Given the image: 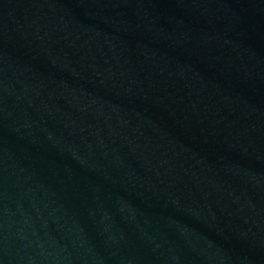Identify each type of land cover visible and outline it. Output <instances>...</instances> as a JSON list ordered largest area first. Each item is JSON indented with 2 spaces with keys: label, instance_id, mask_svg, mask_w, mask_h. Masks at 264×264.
<instances>
[{
  "label": "water",
  "instance_id": "1",
  "mask_svg": "<svg viewBox=\"0 0 264 264\" xmlns=\"http://www.w3.org/2000/svg\"><path fill=\"white\" fill-rule=\"evenodd\" d=\"M0 264H264V0H0Z\"/></svg>",
  "mask_w": 264,
  "mask_h": 264
}]
</instances>
